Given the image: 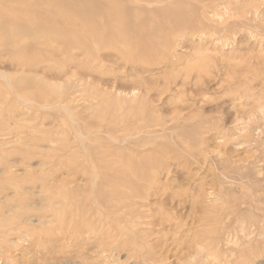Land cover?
<instances>
[{
	"label": "rangeland",
	"instance_id": "rangeland-1",
	"mask_svg": "<svg viewBox=\"0 0 264 264\" xmlns=\"http://www.w3.org/2000/svg\"><path fill=\"white\" fill-rule=\"evenodd\" d=\"M32 1L0 35V264H264V0H59L97 38Z\"/></svg>",
	"mask_w": 264,
	"mask_h": 264
},
{
	"label": "bare ground",
	"instance_id": "bare-ground-1",
	"mask_svg": "<svg viewBox=\"0 0 264 264\" xmlns=\"http://www.w3.org/2000/svg\"><path fill=\"white\" fill-rule=\"evenodd\" d=\"M3 2H11L10 5L13 7H10L9 5L5 8L0 7V35L3 37V41L10 43V41L17 40L20 38H24L23 36L27 35L28 33H31L34 35V33L31 31L30 27L34 25V19L32 17L33 10H32V0H1ZM46 1V0H45ZM45 4L48 6V8L40 9L38 12L34 13V15H38L42 22L51 21L59 19L63 21H67L68 23H75L77 19H82V21H85L86 26L89 28L86 29L84 32L87 33V37H93L97 38L99 35L98 31L95 29H99L101 27L99 22V14L96 11H93L91 9H79L76 5L64 2L60 3L59 0H47ZM66 7H70V9H75L78 12L76 14L70 15L68 12L71 11L69 9H66ZM112 7H114L112 5ZM20 8V10H19ZM116 9L111 10V13L108 12L105 14L106 19H108V22L106 25H108L111 34L115 35L117 31L119 30V27L112 23V20H118L122 17V15L119 14V11L117 12L118 16H114L116 12H114ZM109 11V10H108ZM51 12H55V14L52 16ZM55 17V18H53ZM48 26V24L46 25ZM45 25L40 27L38 30L41 34H50V30ZM119 35V34H118ZM125 42V41H124Z\"/></svg>",
	"mask_w": 264,
	"mask_h": 264
}]
</instances>
